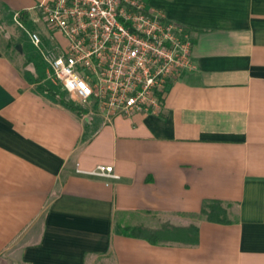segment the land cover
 Listing matches in <instances>:
<instances>
[{"label": "crops", "instance_id": "obj_1", "mask_svg": "<svg viewBox=\"0 0 264 264\" xmlns=\"http://www.w3.org/2000/svg\"><path fill=\"white\" fill-rule=\"evenodd\" d=\"M150 2L190 32L195 64L158 115L84 120L44 91L37 52L31 70L0 50V264H264V0ZM98 164L119 178L77 171ZM204 199L230 222L200 217ZM164 222L196 225L198 242L121 231Z\"/></svg>", "mask_w": 264, "mask_h": 264}, {"label": "built area", "instance_id": "obj_2", "mask_svg": "<svg viewBox=\"0 0 264 264\" xmlns=\"http://www.w3.org/2000/svg\"><path fill=\"white\" fill-rule=\"evenodd\" d=\"M24 15L32 26L24 23ZM13 22L40 56L43 82H57L66 99L83 110L84 120L158 115L169 86L195 69L190 32L150 0H42L14 12ZM38 25L47 28L48 44ZM53 31L65 44L53 38ZM77 171L119 178L110 164Z\"/></svg>", "mask_w": 264, "mask_h": 264}, {"label": "trees", "instance_id": "obj_3", "mask_svg": "<svg viewBox=\"0 0 264 264\" xmlns=\"http://www.w3.org/2000/svg\"><path fill=\"white\" fill-rule=\"evenodd\" d=\"M43 89L47 93L53 95L63 105L75 110L79 114L83 112L79 106L65 99L61 92H57L48 86H44ZM198 215L212 222H230L227 207L219 199H204ZM121 231L128 235L143 238L152 244L165 242L196 244L198 242V228L194 224L179 226L173 225L169 222H164L157 228L136 225L124 227Z\"/></svg>", "mask_w": 264, "mask_h": 264}, {"label": "rangeland", "instance_id": "obj_4", "mask_svg": "<svg viewBox=\"0 0 264 264\" xmlns=\"http://www.w3.org/2000/svg\"><path fill=\"white\" fill-rule=\"evenodd\" d=\"M38 28L41 34L45 36V38H48L47 28L44 25H38ZM51 34L55 40L59 41L61 44H65V39L63 38L60 32L53 31ZM0 50L11 54L14 57L16 64L21 69H26V66L29 67L31 70L33 68H39L38 65H35L34 57L28 59L27 62L24 60L25 57L28 58L30 52H34L35 50L28 42V38L23 29L18 27L15 23L11 22L9 17L5 14H0ZM44 73L45 72L43 67V74ZM46 83L48 84V86H52L55 90L63 92L57 82L48 81ZM12 255L13 253L11 254V256Z\"/></svg>", "mask_w": 264, "mask_h": 264}, {"label": "water", "instance_id": "obj_5", "mask_svg": "<svg viewBox=\"0 0 264 264\" xmlns=\"http://www.w3.org/2000/svg\"><path fill=\"white\" fill-rule=\"evenodd\" d=\"M17 46H18V45H17ZM17 46H16V47H17Z\"/></svg>", "mask_w": 264, "mask_h": 264}]
</instances>
